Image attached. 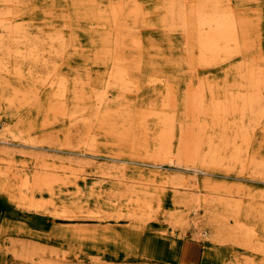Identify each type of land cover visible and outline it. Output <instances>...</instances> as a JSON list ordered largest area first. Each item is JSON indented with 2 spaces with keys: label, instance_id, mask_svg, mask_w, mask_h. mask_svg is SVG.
<instances>
[{
  "label": "rangeland",
  "instance_id": "1",
  "mask_svg": "<svg viewBox=\"0 0 264 264\" xmlns=\"http://www.w3.org/2000/svg\"><path fill=\"white\" fill-rule=\"evenodd\" d=\"M112 1L101 0L104 15ZM127 1L121 17L125 25L113 26L104 16L100 23L91 17L88 0H0V135L4 128L10 130L8 141H0V264H45L46 260L49 264H264V109L257 112V105L254 115L245 112L246 135L234 134L239 159H225L213 170L214 180L227 181L231 206L222 208L203 188L201 193L208 198L206 215L202 203L194 214L191 206L175 200L173 188L158 175L169 166L155 165L154 156L165 154L161 146L167 140L161 132L173 123V154L181 122L195 141H201L216 119L226 116L228 124L239 122L241 112L232 106H226L229 112L223 115L210 112L213 95L204 85L216 86L224 76H211L214 66L210 70L199 65L195 42L185 46L182 30L169 20L168 0ZM134 1L142 10L133 8ZM230 3L235 14L245 18L244 36L248 54L261 73L257 91L262 94L259 106L264 108V0ZM11 26L16 29H6ZM116 28L121 31L117 46L112 45L115 35L110 46L101 37L90 42V36L106 30L113 34ZM22 35L35 40L41 50L37 59L15 56L14 43L25 40ZM53 35L62 36L63 44ZM47 40L57 47L56 55L47 56L42 49ZM108 47L121 55L118 68L125 73L121 81H106L108 66L102 58ZM241 58L239 53L230 59ZM208 74L203 81L201 76ZM51 77L56 84L64 81L63 94L50 90ZM74 90H80V98ZM188 95L195 97V104L186 111ZM215 96L222 98L224 93ZM254 119L258 120L254 123ZM7 143L12 146L9 151L1 147ZM84 148L86 156L79 155ZM35 172L46 178L37 187ZM24 174L29 176L27 184ZM64 179L68 182L63 185ZM145 197L150 203L144 202ZM17 200L24 202V208L16 206ZM37 205L49 207L50 212L35 209ZM62 209L71 216L53 215ZM180 213L184 220L177 219ZM239 231L250 236L247 242L236 238Z\"/></svg>",
  "mask_w": 264,
  "mask_h": 264
},
{
  "label": "bare ground",
  "instance_id": "2",
  "mask_svg": "<svg viewBox=\"0 0 264 264\" xmlns=\"http://www.w3.org/2000/svg\"><path fill=\"white\" fill-rule=\"evenodd\" d=\"M105 1V0H104ZM129 1V0H128ZM127 1V2H128ZM136 1V0H135ZM134 1V3H135ZM140 1V0H139ZM149 1V0H148ZM133 2V1H132ZM137 2V1H136ZM168 17L169 20L173 22L178 28L182 30V34L180 35V39L182 41H185L184 43L187 44L189 42H195L196 48L198 49L199 53V65L203 69H213V66L216 69L215 74L211 76H219L222 75L224 77H221V81H217V83L214 85H204L205 88L208 87L209 91L211 92L212 101L210 102V107L212 113L215 115L219 114V111L221 114H225L229 112V110L226 112L227 107H234L239 108V111L241 112V117L238 119L239 122H236V120H232V123L228 124V121H225L224 118L226 116H221L219 119L222 121L221 124H219V120L217 119L214 122V128L202 139L201 141H195L196 137H193L191 132H187L183 126L184 123L181 122V131L179 132V136L177 139L176 144V152L171 154V141L174 138V125L171 123L168 125V129L164 131V133L161 132V135H166V140H162L165 138H162L164 136H161L160 140L166 142L164 143V146H161V150L165 153L164 155H153L155 158V161L158 163H154L155 165H165L167 164L169 167L166 168L167 170L164 171H158L159 180L163 181L167 184H169L173 189V196L175 197V200H177L179 203H181L183 206L185 205L187 208H192V213L196 214V206L198 207V204L202 203V206L204 208L205 215L207 214L208 206V198H206L207 194H212L211 200L214 202H217L219 205H221L222 208L228 209L231 205L229 203L230 197L228 198V191H230V188H228L227 181L225 180H214L212 178V175L215 173L213 172L214 169H218L223 164V161L226 160H235L239 157L240 152L238 151V147L236 145V137L234 134H241V136L246 135V131L244 124H243V118L245 116V112L248 111L249 113L254 112V107L259 106V100L261 92L257 91L259 86V78L261 77L260 70L254 66V58L251 57L250 54H248V44H247V37L244 36V29H243V22L245 21V18L243 15H236L234 11V6H231L230 0H168ZM89 6H88V12L91 14V17L95 19V21L98 22L103 16L107 18V21L111 25L121 26V24L125 23L122 21L121 17L124 13V0H113L110 3V10L109 12L104 15V9L102 7L101 0H88ZM22 5V4H21ZM128 5V4H127ZM131 5V4H129ZM137 11L141 9L140 4H133ZM154 7V6H153ZM243 8V7H241ZM33 9V8H32ZM60 9V8H59ZM239 9V8H238ZM43 10V9H42ZM65 10V9H64ZM142 10V9H141ZM259 10V9H258ZM257 10V11H258ZM130 10H127V13H129ZM142 12V11H141ZM143 13V12H142ZM141 15V14H140ZM8 16V15H7ZM49 16V15H48ZM4 17V16H3ZM2 17V18H3ZM28 17V16H27ZM46 18V17H45ZM56 18V16H55ZM126 19V18H125ZM146 19V18H145ZM8 20V19H7ZM11 20V19H10ZM56 20V19H55ZM113 21V22H112ZM43 22V21H42ZM139 22V21H138ZM144 23V22H143ZM146 23V22H145ZM162 23V22H161ZM3 25V24H2ZM59 25V24H58ZM261 25V24H260ZM1 26V25H0ZM4 26V25H3ZM112 26V27H113ZM141 27V26H140ZM174 28V27H173ZM176 28V27H175ZM10 31H14L16 27H9L6 28ZM68 29V28H67ZM134 29V28H133ZM165 29V28H164ZM261 29V28H260ZM66 30V28H65ZM113 30V29H112ZM157 30V29H156ZM124 31V30H123ZM158 31V30H157ZM17 33V32H16ZM42 33V32H41ZM44 33V32H43ZM121 33L120 28H116L115 32H111V30H106L105 33H99L98 35L90 36V42L96 43L97 39L101 37V40L106 45L110 46V43L112 41V37L115 35V38L113 40L112 45H116V43L119 41V34ZM260 34V33H259ZM43 35V34H42ZM46 35V34H45ZM121 35V34H120ZM242 35V37H240ZM25 40L16 39L15 40V47H16V55L18 56L19 60L27 59L28 61H33L37 59L39 56V50L37 45L35 43V40L30 39L26 35H22ZM41 36V35H40ZM47 37V36H46ZM52 37V36H51ZM175 37V36H174ZM33 38V37H32ZM44 38V36H43ZM54 39L60 40L61 44L62 41H64L62 36H54ZM66 38V37H65ZM42 39V38H41ZM50 39V38H49ZM52 39V38H51ZM50 39V40H51ZM67 39V38H66ZM129 39V38H128ZM49 40V41H50ZM121 40V39H120ZM125 40V39H124ZM44 42V40H41ZM40 41V42H41ZM48 41V40H47ZM47 42L48 45L42 47V49L46 50L48 53L47 56L56 55L57 54V47L54 46L55 44H52V42ZM42 42V43H43ZM126 42V41H125ZM260 42V41H259ZM0 43H2V39L0 36ZM41 43V44H42ZM46 43V44H47ZM55 43V42H54ZM58 43V42H57ZM121 43V42H120ZM119 43V44H120ZM124 43V42H123ZM127 43V42H126ZM183 43V44H184ZM40 44V45H41ZM45 44V45H46ZM254 44V43H253ZM258 44V43H257ZM44 45V44H43ZM57 45V44H56ZM65 45V43H64ZM124 45V44H123ZM194 46V45H193ZM62 47V46H61ZM113 47V46H112ZM21 49V50H20ZM128 49V48H127ZM141 49V48H140ZM126 50V49H125ZM262 50V49H261ZM8 51V50H7ZM62 51V50H61ZM60 52V51H59ZM263 52V51H262ZM61 53V52H60ZM105 55L102 58V61L104 63H107L108 66L107 74H106V81L110 82L112 79H118L123 80L124 79V71L118 68V63L120 62L121 55L117 54V50L113 52V49L108 47L104 50ZM186 53V52H185ZM242 54L241 59H230L233 54ZM46 54V53H45ZM41 55V54H40ZM124 56V55H123ZM188 57V55H186ZM184 55V57H186ZM93 57V56H92ZM257 56H255L256 59ZM44 58V56H43ZM86 59V58H85ZM123 59V58H122ZM187 59V58H186ZM195 59V58H194ZM52 60V58H51ZM191 60V59H190ZM45 61V60H44ZM123 61V60H122ZM138 61V60H136ZM257 61V60H256ZM46 62V61H45ZM140 62V61H138ZM42 63V62H41ZM130 63V62H129ZM192 63V62H191ZM139 64V63H138ZM198 64V63H197ZM137 66V65H136ZM139 66V65H138ZM129 67V66H128ZM197 67V66H196ZM53 68V67H52ZM56 69V68H55ZM197 69V68H196ZM200 69V68H199ZM51 70V69H50ZM126 72V71H125ZM207 72V71H205ZM36 74V73H35ZM199 72L195 73V75H198ZM54 77V75H52ZM208 75H202L201 77L203 81H206V77H209ZM59 78V76L57 77ZM188 78V76H187ZM215 78V77H213ZM219 77H217L218 79ZM131 79V78H130ZM160 79V78H159ZM36 80V79H35ZM50 85L52 86V89H50L53 93H59L63 94L65 84L64 81H58L59 84L55 83L54 78L48 79ZM59 80V79H58ZM126 81V80H124ZM130 81V80H129ZM127 81V82H129ZM134 81V80H133ZM46 82V81H45ZM173 82V81H172ZM262 82V81H261ZM122 83V82H121ZM126 83V82H125ZM130 83V82H129ZM192 83V82H191ZM207 83V82H206ZM107 84V83H106ZM115 84V83H114ZM124 84V83H123ZM54 85V86H53ZM109 85V84H108ZM170 85V84H169ZM198 85V84H197ZM47 86V85H46ZM173 86V85H172ZM192 86V84H191ZM124 88V87H123ZM127 88V87H126ZM187 88V87H186ZM196 88V87H195ZM198 88V87H197ZM54 89V90H53ZM263 89V88H262ZM61 90V91H60ZM95 90V89H94ZM122 90V89H121ZM194 90V88H193ZM199 90V89H198ZM256 90V92H255ZM27 91V90H26ZM187 91V90H186ZM196 91V90H195ZM215 91V93L213 92ZM223 91L224 96L219 98V96H215L217 92ZM18 92V91H17ZM28 92V91H27ZM65 92V91H64ZM98 92H100L98 90ZM122 92V91H121ZM204 92V91H203ZM202 92V94H203ZM258 92V93H257ZM74 96L76 98H80L82 93L80 90H74L73 91ZM97 93V92H96ZM104 93V91H103ZM187 93V92H186ZM201 94V92L199 91ZM214 93V94H213ZM98 94V95H97ZM97 98L101 99L100 94L97 93ZM132 94V93H131ZM174 94V93H173ZM194 94V93H193ZM49 95V94H48ZM58 95V94H57ZM94 95V94H93ZM105 95V93H104ZM103 95V97H104ZM169 95V93H168ZM172 95V93H171ZM187 95V94H186ZM28 96V95H27ZM122 96V95H121ZM133 96V95H132ZM196 96V95H195ZM102 97V98H103ZM169 97V96H168ZM198 96H196L197 98ZM201 97V95H200ZM198 99V102L201 103L202 98ZM262 97V96H261ZM264 97V96H263ZM116 98V97H115ZM170 98V97H169ZM37 99V98H36ZM96 99V98H95ZM194 96H187V100L185 101V108L186 111L188 108H192L195 104ZM64 101V100H63ZM215 101V102H214ZM27 102V101H26ZM62 101H60L61 103ZM96 102V101H95ZM162 103V102H161ZM170 103V102H168ZM167 103V104H168ZM240 103V104H239ZM257 103V104H256ZM50 104V103H49ZM101 104V103H100ZM166 104V103H164ZM234 104V106H233ZM77 105V103H76ZM169 105V104H168ZM59 106V105H58ZM78 106V105H77ZM76 106V107H77ZM81 106V105H80ZM171 106V105H170ZM169 106V107H170ZM175 106V105H174ZM200 106V105H199ZM202 106V105H201ZM206 106V104H205ZM227 106V107H226ZM255 109L260 112L263 111L264 108H260V106ZM10 107V106H9ZM53 107V106H51ZM86 107V106H85ZM96 107L93 106L91 108ZM119 107V106H118ZM166 107V106H164ZM231 107V108H232ZM46 108V106L44 107ZM59 108V107H58ZM73 108V107H72ZM81 108V107H79ZM90 108V109H91ZM150 108V107H149ZM196 108V107H195ZM194 108V109H195ZM51 109V108H50ZM57 109V108H56ZM61 109V108H59ZM82 109V108H81ZM80 109V111H81ZM85 109V108H84ZM193 109V108H192ZM201 109V108H200ZM232 109V110H233ZM46 110V109H44ZM73 110V109H72ZM76 110V109H75ZM141 110V109H140ZM144 110V109H143ZM199 110V109H198ZM204 110V108H203ZM231 110V109H230ZM237 110V109H236ZM49 111V110H48ZM62 111V110H61ZM64 111V110H63ZM71 111V110H69ZM94 111L95 110H91ZM100 111V110H99ZM197 111V110H196ZM52 112V111H50ZM147 112V109H146ZM204 112V111H203ZM206 112V110H205ZM204 112V113H205ZM234 112V111H233ZM256 112V111H255ZM55 113V112H54ZM62 113V112H61ZM65 113V112H63ZM74 113H77L76 111ZM91 113V112H90ZM93 113V112H92ZM190 113V112H189ZM189 113H186L187 115ZM59 114V113H58ZM68 114H70L68 112ZM150 114V113H149ZM148 114V115H149ZM194 114V113H193ZM257 114V113H256ZM255 114V115H256ZM56 115V114H55ZM91 115V114H90ZM142 115V114H141ZM153 115V114H152ZM198 115V114H197ZM233 115V114H232ZM247 115V114H246ZM250 115V114H249ZM254 115V113H253ZM261 115V114H260ZM62 116V114H61ZM68 116V115H67ZM87 116V115H86ZM146 116V114H145ZM166 116V115H165ZM168 116V115H167ZM219 116V115H218ZM263 116V115H261ZM194 117V116H193ZM217 117V116H216ZM77 118V117H76ZM95 118V117H94ZM98 118V117H97ZM143 119V116H141ZM204 118V117H203ZM253 118V117H252ZM254 118H257L254 117ZM70 119V118H69ZM86 119V118H85ZM89 119V118H88ZM106 119V118H105ZM141 119V120H142ZM192 119V118H191ZM199 119V118H198ZM212 119V118H211ZM249 119V118H248ZM261 119V118H259ZM195 120V119H193ZM252 120V119H250ZM254 119V123H255ZM258 120V119H257ZM256 120V121H257ZM49 121V120H48ZM69 121V120H68ZM173 121V120H172ZM203 121V120H202ZM191 122V121H190ZM252 122V121H249ZM140 123V121H139ZM165 123V122H164ZM162 124V123H160ZM194 124V123H193ZM192 124V125H193ZM206 124V123H205ZM92 125V123H91ZM100 125V124H99ZM186 126L188 124H185ZM198 125V124H197ZM2 126V125H1ZM88 126V124H87ZM141 126V123H140ZM185 126V127H186ZM191 126V124H189ZM200 126V125H199ZM204 126V125H203ZM219 126V127H218ZM4 127V126H3ZM83 127V126H82ZM110 127V126H109ZM188 127V126H187ZM192 127V126H191ZM207 127V125H206ZM202 127V128H206ZM93 128V127H92ZM101 128V127H100ZM106 128V127H105ZM194 128V126H193ZM193 128H190L191 130ZM201 128V126L199 127ZM197 128V129H199ZM251 128L254 129L252 126ZM67 129V128H66ZM112 129V128H111ZM188 129V130H190ZM69 130V129H68ZM88 130V129H87ZM93 130V129H92ZM104 130V129H103ZM110 130V129H109ZM144 130V129H143ZM161 130V129H159ZM200 130V129H199ZM252 130V129H251ZM250 130V131H251ZM94 131V130H93ZM194 131V129H193ZM198 131V130H197ZM204 131V130H203ZM202 131V132H203ZM233 137L231 138L230 132H233ZM7 132H10L8 128H4L3 132L0 135V141H8L6 139ZM19 132V131H18ZM95 132V131H94ZM244 132V135H243ZM117 133V132H116ZM160 133V132H159ZM195 133V132H194ZM201 133V132H200ZM204 133V132H203ZM202 133V135H203ZM248 133V132H247ZM252 133V132H250ZM16 134V133H15ZM68 134V132L66 133ZM121 135V133H118ZM262 134V133H261ZM13 135V134H12ZM69 135V134H68ZM86 135V134H85ZM198 135V134H196ZM195 135V136H196ZM16 135H14V138ZM29 137V136H28ZM123 139V138H122ZM243 139V138H242ZM13 140V138H12ZM25 140V139H24ZM121 140V139H119ZM247 141L246 139H244ZM29 141V140H28ZM126 141V139H125ZM205 141V142H203ZM241 141V140H240ZM249 141V140H248ZM3 142V143H4ZM23 142V141H22ZM26 142V141H25ZM33 142V141H31ZM85 142V141H84ZM250 142V141H249ZM241 143V142H240ZM50 144V143H49ZM88 144V143H87ZM29 145V144H28ZM41 145V144H40ZM79 145V144H78ZM89 145V144H88ZM130 145V143H129ZM162 145V143L160 144ZM248 145V144H247ZM31 146H35L32 145ZM76 146V145H75ZM2 149L9 151V149L12 146H9L8 143L6 145L1 146ZM141 147V146H140ZM244 147V146H243ZM247 147V146H246ZM36 148V147H35ZM159 149V147L157 146ZM40 149V148H39ZM240 150V149H239ZM244 150V149H243ZM2 151V150H1ZM24 151V150H23ZM26 151V150H25ZM159 151V150H158ZM161 151V152H162ZM247 151V150H246ZM143 152V151H142ZM160 152V151H159ZM27 153V152H26ZM30 153V152H29ZM42 153V152H41ZM79 155L86 156L85 148L78 151ZM97 155V154H96ZM95 155V156H96ZM112 155V154H111ZM92 156V155H91ZM148 157V156H147ZM152 158V156H151ZM247 158V157H246ZM148 159V158H147ZM239 159V158H238ZM258 159V158H256ZM117 160V159H116ZM136 160V159H135ZM68 161V160H67ZM239 161V160H237ZM236 161V162H237ZM38 162V161H37ZM61 162V161H60ZM124 162V161H123ZM129 162V161H128ZM133 162V161H131ZM147 162V161H146ZM149 162V161H148ZM147 162V163H148ZM235 162V163H236ZM35 163V162H34ZM222 163V164H221ZM246 163V161H245ZM48 164V163H47ZM61 164V163H60ZM67 164V163H66ZM119 164V163H118ZM143 164V162H142ZM229 164V163H228ZM153 165V164H152ZM44 166V165H43ZM42 166V167H43ZM224 166V165H223ZM242 166V164H241ZM253 166V165H252ZM124 167V165H123ZM235 167V166H234ZM127 168V167H126ZM157 168V167H156ZM7 169V168H6ZM73 169V168H72ZM243 169V168H241ZM39 170V169H38ZM50 170V169H49ZM76 170V169H75ZM20 171V170H19ZM51 171V170H50ZM49 171V172H50ZM101 171V170H100ZM241 171V170H240ZM261 171V170H260ZM39 172V171H38ZM155 174L157 171H152ZM230 172V171H229ZM52 173V172H51ZM50 173V176L52 174ZM62 173V172H61ZM79 173V172H78ZM84 173V172H83ZM102 173V172H101ZM123 173V172H122ZM261 174H264L263 171H261ZM25 175V174H24ZM32 175V174H31ZM47 176V174H46ZM76 176V175H75ZM81 176V175H80ZM29 176L25 175L23 178L24 184L29 181ZM53 177V176H52ZM114 177V176H111ZM57 178V177H56ZM115 178H117L115 176ZM123 178V177H122ZM154 178V176H153ZM36 187L39 184V182H44L45 174L42 175V173L35 172L34 178ZM119 179V178H118ZM115 180V179H114ZM32 181V180H31ZM48 181V180H47ZM123 181V180H122ZM34 182V181H33ZM46 182V181H45ZM68 181L65 179L62 181L63 185L66 184ZM130 182V181H127ZM23 183V182H22ZM132 183V182H131ZM34 184V183H33ZM48 184V183H46ZM50 184V183H49ZM130 184V183H129ZM164 184V183H162ZM234 184V183H233ZM22 185V184H21ZM20 185V186H21ZM45 185V184H43ZM51 185V184H50ZM117 185V184H116ZM231 184H229L230 186ZM158 186V185H157ZM240 186V185H239ZM252 186V185H251ZM258 186V185H257ZM161 187V186H160ZM166 187V186H165ZM2 188V187H1ZM205 189L207 194L201 193V189ZM241 188V187H240ZM239 189V188H238ZM171 190V191H172ZM212 190V191H211ZM5 191V190H4ZM211 192V193H210ZM213 192H217L218 194H215ZM8 193V192H7ZM128 193V191H127ZM165 193V192H164ZM124 194V193H123ZM131 194V193H130ZM125 195V194H124ZM228 195V196H227ZM235 195V194H234ZM130 196V195H129ZM143 196V195H142ZM251 196V195H250ZM235 197V196H234ZM240 197V196H239ZM172 198V197H171ZM232 198V197H231ZM135 199V198H134ZM137 199V197H136ZM152 199V198H151ZM235 199V198H234ZM241 199V198H240ZM144 202L150 203L149 199L145 197ZM18 201V200H17ZM237 201H239L237 199ZM134 202V200L132 201ZM175 202V201H174ZM236 202V201H235ZM22 203L23 201L19 200L16 206L23 207ZM143 203V202H142ZM154 203V202H153ZM177 203V202H175ZM239 203V202H238ZM160 204V203H159ZM238 206V205H237ZM158 207V206H157ZM240 207V206H238ZM24 208V207H23ZM26 208V207H25ZM35 209H43L45 211H49V207L41 208L38 205L34 207ZM173 208V207H172ZM150 209V208H149ZM59 210V209H58ZM203 211V210H202ZM73 212V211H72ZM71 212V213H72ZM88 212V211H87ZM120 212V211H119ZM52 213V212H51ZM53 215L56 216H71L69 213H67V209H62L61 211H54ZM79 213V212H78ZM149 214V213H148ZM147 214V215H148ZM171 215V214H170ZM81 216V215H80ZM121 216V215H120ZM122 217V216H121ZM133 217V216H132ZM176 218V217H175ZM181 220V218L184 220L183 213H180L177 216V219ZM173 220V218H172ZM192 221V220H191ZM193 222V221H192ZM203 233L207 234V231L203 230ZM250 236L244 232L239 231V235L236 238H240L247 242ZM241 243V242H240ZM249 244V243H248ZM16 249H14V252ZM45 264H49L51 261H44ZM57 264V263H53Z\"/></svg>",
  "mask_w": 264,
  "mask_h": 264
}]
</instances>
